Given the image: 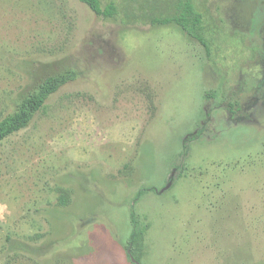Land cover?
Wrapping results in <instances>:
<instances>
[{"label":"rangeland","instance_id":"1","mask_svg":"<svg viewBox=\"0 0 264 264\" xmlns=\"http://www.w3.org/2000/svg\"><path fill=\"white\" fill-rule=\"evenodd\" d=\"M101 1L0 0V120L75 73L0 143V264H134L131 212L136 264H264V0H194L209 55Z\"/></svg>","mask_w":264,"mask_h":264},{"label":"trees","instance_id":"2","mask_svg":"<svg viewBox=\"0 0 264 264\" xmlns=\"http://www.w3.org/2000/svg\"><path fill=\"white\" fill-rule=\"evenodd\" d=\"M88 7L98 17L103 19H114L117 15V7L113 2L106 5L101 0H77ZM139 1V0H131ZM154 4L148 6L144 13L152 26H174L188 39L198 43L206 52L210 53L211 39L207 35L203 15L196 9L194 0H153ZM75 80L73 71L65 70L45 76L33 84L31 90L25 93L16 104L14 111L0 120V143L26 129L34 116L45 108L47 100L64 85ZM208 96V93L206 94ZM236 105L228 104L230 109ZM230 113H233L230 110ZM201 131L188 135L185 142L196 139ZM143 191L138 192L139 197ZM60 204L64 199L60 198ZM131 234L125 246L127 256L134 264L142 257L143 235L146 231L141 227L134 212L130 215ZM136 261V262H135Z\"/></svg>","mask_w":264,"mask_h":264}]
</instances>
